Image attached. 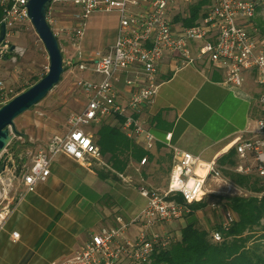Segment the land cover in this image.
I'll return each instance as SVG.
<instances>
[{"label":"built area","instance_id":"1","mask_svg":"<svg viewBox=\"0 0 264 264\" xmlns=\"http://www.w3.org/2000/svg\"><path fill=\"white\" fill-rule=\"evenodd\" d=\"M2 1L3 19L7 29L30 22L27 4L29 0ZM203 0H54L48 13L49 23L54 4L66 3L77 9L75 25L69 34L75 49L71 63L87 73L79 79L78 86L86 96L87 104L80 113L68 118L66 136H56L47 151H40L31 166L23 174L22 182L27 191L50 175L54 157L64 153L87 165L108 167L93 135L85 130L106 117H122L123 132L134 139L146 151L151 152L158 142L173 152L172 172L163 192L153 188H139L147 205L130 223L118 217L119 226L95 233L91 239L72 255L54 260L51 264H146L155 253L167 249L176 237L171 232L156 231L158 225L179 220L190 212L189 205L200 202L207 195L209 180L223 181L218 160L205 163L194 155L173 145V133L165 135L164 141L152 131L142 113L152 105L161 82L160 67L166 61L177 65H205L222 71L225 83L241 87L244 72L256 71L258 82L264 87V35L255 26L254 19L264 0H207L202 16L193 27L176 21L177 16H189V8ZM117 12L119 25L116 40L105 52L85 51L81 42L86 34L88 21L96 12ZM57 35V34H56ZM3 82L0 81V104L3 103ZM263 117L255 121L252 136L240 139L237 153L244 160H254V165L239 166L244 174L259 176L264 184V94L261 97ZM148 162L144 157L141 165ZM118 177L132 183L130 176L117 173ZM238 190L237 187H234ZM181 194L184 202L175 197ZM237 219L230 210L223 211L221 230L212 233L215 241L224 240L223 231H228ZM138 225L136 235L129 234L131 225ZM161 227V226H159ZM2 223H0V230ZM127 235V236H125ZM20 234L12 233L18 240Z\"/></svg>","mask_w":264,"mask_h":264},{"label":"crops","instance_id":"2","mask_svg":"<svg viewBox=\"0 0 264 264\" xmlns=\"http://www.w3.org/2000/svg\"><path fill=\"white\" fill-rule=\"evenodd\" d=\"M159 78L155 102L143 109L142 120L160 141L172 132L173 145L199 155L205 163L251 137L248 130L255 129L263 114L264 87L256 71L244 72L243 85L232 87L225 83L224 73L209 63L181 66L166 61ZM105 119L119 125L115 117ZM97 132L92 134L96 144ZM150 153L154 157L148 156L149 164H168L172 169L173 152L162 142ZM143 166L131 161L122 173L132 177L133 182L127 183L109 175L110 166L87 165L57 154L47 179L32 192L24 185L14 207L2 218L0 264H51L72 255L93 234L119 226L118 217L130 222L147 204L139 187L152 180L153 167L140 173ZM133 167L139 173L128 174ZM13 232L20 234L18 240L12 238Z\"/></svg>","mask_w":264,"mask_h":264},{"label":"rangeland","instance_id":"3","mask_svg":"<svg viewBox=\"0 0 264 264\" xmlns=\"http://www.w3.org/2000/svg\"><path fill=\"white\" fill-rule=\"evenodd\" d=\"M76 13L77 9L66 3L54 4L51 9V26L58 36L63 51L65 72L62 81L41 102L15 121L16 129L21 135H16L12 132L14 136L10 143L11 147H7L5 150V153L11 157L14 167L7 169L0 177V223L3 222L2 218L5 214H8L12 210L18 197L21 196L24 189L22 182L23 174L31 166L36 155L42 150L47 151L56 136H66L69 130V116L73 113L82 112L86 107L87 99L82 89L78 86V81L83 77H88V74L79 71L71 63L75 49L73 47V38L69 33L72 32V28L75 25ZM256 21H262L264 24V4L256 16ZM118 25L119 15L117 12L102 11L92 14L88 21L86 34L81 42V48L85 51L98 50L105 52L116 40ZM255 26L257 27V25ZM12 46H15L16 49L9 52ZM49 65L48 52L32 23H21L17 27L9 29L7 37L0 47V81L4 85L3 103L0 104V107L25 91L28 85L35 83L37 79L46 75ZM21 90L22 92H20ZM262 117L263 114L260 119ZM103 122L107 123V119H103L97 124L93 123L86 127L85 130L94 134ZM12 147L18 153L19 158L24 160L23 163L14 158ZM236 148L237 146L235 147V159L237 163L235 166H222L219 164L224 178L232 185L233 189H229L231 188L229 186L226 187L223 181L209 180L207 183L208 192L206 197L203 198V200L208 201V206L205 209L197 211L193 217H184L171 221L168 224L158 225L155 228L156 231L171 232L175 235L176 239H180L182 228L190 221H195L197 227L206 229L212 235L215 230L220 229L223 211L227 208L226 198L228 196L256 195L262 197L264 195V184L261 187V192L247 190L236 185L225 172L244 174L239 171V166L242 165L244 166L243 168H246V166L252 167L255 163L253 159L251 161L250 159L244 161L237 153ZM96 166L105 167L102 165ZM135 166H138L137 162H135ZM151 167L153 168L150 170L149 175L152 177V180L145 187L163 192L169 182L168 177L170 172H172L171 166L168 164L157 166L147 162L140 168L139 172L141 171L140 173H142L145 171L144 168L148 169ZM139 172L133 167L127 173L133 174ZM255 173L252 172L244 175H255L258 177L257 173ZM234 187H237L238 190H235ZM134 226L136 227L135 224L129 227V233H135L134 235H136L137 231ZM211 238L215 240L214 237ZM120 264L125 263L121 262Z\"/></svg>","mask_w":264,"mask_h":264},{"label":"trees","instance_id":"4","mask_svg":"<svg viewBox=\"0 0 264 264\" xmlns=\"http://www.w3.org/2000/svg\"><path fill=\"white\" fill-rule=\"evenodd\" d=\"M10 1H7V5ZM1 2L2 0H0V24L4 13V6ZM206 3L207 0H203L192 5L189 8V16L186 18L177 16L176 21L181 20L186 27L195 26L202 16V9ZM261 8L259 7L258 13ZM254 22L258 29L264 28L262 21L257 22L255 18ZM261 28L259 30L264 35V29L261 30ZM35 83L28 85L25 89ZM115 118L119 121L118 126L106 122L100 125L97 132V144L104 161L110 166L109 175L118 177L117 173L125 172L132 160L141 161L144 157L153 158L154 156L141 145L140 147L135 144L123 132L124 119L122 117ZM12 149L14 158L23 163L24 160L19 158L13 147ZM235 157L236 150L233 147L218 158V163L222 166H235L237 164ZM225 172L236 185L255 192L262 191L263 181L259 176ZM175 198L184 202L181 194L176 195ZM226 199V209L232 210L237 219L228 231L222 230L224 233L222 242L213 240L209 231L197 227L195 221H190L182 228L180 239L174 240L167 249L155 253L151 262L146 264H264V195L262 197L237 195L228 196ZM207 206L208 201L205 199L192 203L189 205L190 212L185 217H193L197 211Z\"/></svg>","mask_w":264,"mask_h":264},{"label":"water","instance_id":"5","mask_svg":"<svg viewBox=\"0 0 264 264\" xmlns=\"http://www.w3.org/2000/svg\"><path fill=\"white\" fill-rule=\"evenodd\" d=\"M53 1L29 0L27 4L29 18L48 52L50 65L48 73L42 79L0 107V177L7 169L14 167L5 150L13 139V133L21 135L16 129V119L41 102L62 81L65 72L63 51L48 20ZM7 32L6 23L1 22L0 47L7 37ZM15 49L16 47L12 46L9 52Z\"/></svg>","mask_w":264,"mask_h":264}]
</instances>
